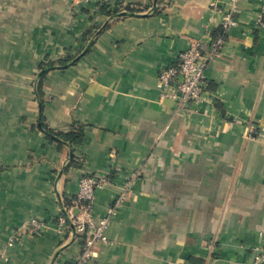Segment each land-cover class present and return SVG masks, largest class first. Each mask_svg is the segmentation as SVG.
Returning a JSON list of instances; mask_svg holds the SVG:
<instances>
[{
	"label": "crops",
	"instance_id": "1",
	"mask_svg": "<svg viewBox=\"0 0 264 264\" xmlns=\"http://www.w3.org/2000/svg\"><path fill=\"white\" fill-rule=\"evenodd\" d=\"M72 1L0 0V264H73L84 235L71 223L60 232V205L78 178L105 174L93 212L109 219L107 243L88 264H253L264 238V0H238L226 34L215 9L232 0H89L64 28ZM221 35L205 101L179 111L162 99L160 71L192 40ZM41 121L82 140L50 141ZM31 220L42 230L9 246Z\"/></svg>",
	"mask_w": 264,
	"mask_h": 264
},
{
	"label": "built area",
	"instance_id": "2",
	"mask_svg": "<svg viewBox=\"0 0 264 264\" xmlns=\"http://www.w3.org/2000/svg\"><path fill=\"white\" fill-rule=\"evenodd\" d=\"M237 1L232 0L227 10L215 9L220 16L224 34L231 27L236 26L234 14ZM258 26L264 28V23L259 22ZM203 39L208 42L206 47H203V41L192 40L188 48L178 54L176 62L162 69L158 75L156 86L161 98L173 100L179 111H187L190 104L196 105L205 101L206 69L209 62L218 56L225 42L222 35L212 40L209 36ZM110 182L112 179H109L107 174L102 177L81 176L78 178V191L71 205H60L61 214L58 216L60 232L67 228L68 223H71L75 232L84 235L81 252L73 264H88L97 255V245L107 243L105 231L109 219L107 217L96 218L93 205L98 193ZM123 186L125 190L129 182H124ZM122 200L123 195L118 198L117 203L119 204ZM108 213H111V209ZM26 230L32 234L38 233L42 230V224L31 220L26 229L19 228L12 231L9 236V246L20 243V235ZM253 264H264V238L260 248L256 251Z\"/></svg>",
	"mask_w": 264,
	"mask_h": 264
},
{
	"label": "trees",
	"instance_id": "3",
	"mask_svg": "<svg viewBox=\"0 0 264 264\" xmlns=\"http://www.w3.org/2000/svg\"><path fill=\"white\" fill-rule=\"evenodd\" d=\"M102 11H105V10L103 9ZM109 15L111 17H114L116 15V13L112 12ZM88 48L89 47L85 48L84 52L87 51ZM77 57H70L69 60H65V61H63L64 63H59V65L66 66L69 63H74V60ZM54 67H56V65L48 64V65L43 66L40 70L44 74L45 72H47L50 69H53ZM42 77H43V75L38 79V81L36 82V87H35L36 88V92H35L36 98L38 99L40 106L42 105V102H41V97H42L41 81H42ZM40 130L46 135V137L50 141H56L58 143H64V144H67L69 146H72L73 144H77L82 140V133L79 129L78 130H70V131H66V132H54L51 129H49L45 124H43L41 121Z\"/></svg>",
	"mask_w": 264,
	"mask_h": 264
},
{
	"label": "rangeland",
	"instance_id": "4",
	"mask_svg": "<svg viewBox=\"0 0 264 264\" xmlns=\"http://www.w3.org/2000/svg\"><path fill=\"white\" fill-rule=\"evenodd\" d=\"M87 1H89V0H86V1H84V0H73L72 2H70L71 4H69V6L67 8L65 20L62 22V25L64 26V28H65V26H70L72 24V22L75 20L74 15H75L76 10H77L76 5H78L79 3L87 2ZM59 53L61 54L60 56L64 57L63 51L59 52ZM51 56H52V54H51ZM51 56H50V58H51ZM61 60H63V61L69 60V57H67L66 59L62 58Z\"/></svg>",
	"mask_w": 264,
	"mask_h": 264
}]
</instances>
